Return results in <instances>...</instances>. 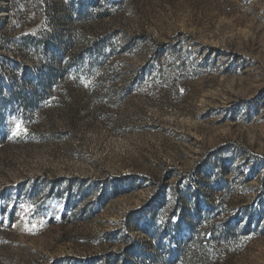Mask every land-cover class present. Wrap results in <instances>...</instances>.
Wrapping results in <instances>:
<instances>
[{
	"label": "rangeland",
	"instance_id": "rangeland-1",
	"mask_svg": "<svg viewBox=\"0 0 264 264\" xmlns=\"http://www.w3.org/2000/svg\"><path fill=\"white\" fill-rule=\"evenodd\" d=\"M0 264H264V0H0Z\"/></svg>",
	"mask_w": 264,
	"mask_h": 264
},
{
	"label": "trees",
	"instance_id": "trees-1",
	"mask_svg": "<svg viewBox=\"0 0 264 264\" xmlns=\"http://www.w3.org/2000/svg\"><path fill=\"white\" fill-rule=\"evenodd\" d=\"M34 53H36V51H34ZM49 71H50L51 73H54V72H55L52 68H49Z\"/></svg>",
	"mask_w": 264,
	"mask_h": 264
}]
</instances>
